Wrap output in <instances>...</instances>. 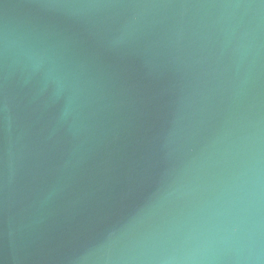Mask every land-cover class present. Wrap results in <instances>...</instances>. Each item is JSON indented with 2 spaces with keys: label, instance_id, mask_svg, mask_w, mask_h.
Instances as JSON below:
<instances>
[{
  "label": "water",
  "instance_id": "1",
  "mask_svg": "<svg viewBox=\"0 0 264 264\" xmlns=\"http://www.w3.org/2000/svg\"><path fill=\"white\" fill-rule=\"evenodd\" d=\"M0 264H264V0H0Z\"/></svg>",
  "mask_w": 264,
  "mask_h": 264
}]
</instances>
